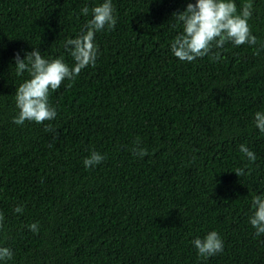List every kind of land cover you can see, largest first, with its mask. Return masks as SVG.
Masks as SVG:
<instances>
[{"label": "trees", "instance_id": "trees-1", "mask_svg": "<svg viewBox=\"0 0 264 264\" xmlns=\"http://www.w3.org/2000/svg\"><path fill=\"white\" fill-rule=\"evenodd\" d=\"M102 2L0 0V247L13 251L0 264H264V234L250 224L252 198L264 195L254 124L264 111V0H234L238 12L251 4L254 45L228 42L219 61L193 62L171 43L173 13L195 0H112L117 23L96 34L95 66L50 93L55 119L15 124L27 74L16 75L14 57L36 47L73 65L64 42ZM92 151L105 159L88 168ZM211 231L224 250L200 257L192 241Z\"/></svg>", "mask_w": 264, "mask_h": 264}, {"label": "clouds", "instance_id": "clouds-1", "mask_svg": "<svg viewBox=\"0 0 264 264\" xmlns=\"http://www.w3.org/2000/svg\"><path fill=\"white\" fill-rule=\"evenodd\" d=\"M114 12L112 0H103L91 9L92 18L87 21L85 30L64 42L74 61L71 66L63 57L44 58L36 47L28 52L25 58H21L17 53L14 57L15 73L18 77H24L26 73L27 78L16 87L15 104L19 111L13 118L15 124L23 125L26 121L42 124L55 119L57 110L50 103V93L58 90L63 81L74 80L82 69L89 65L95 66L99 54L95 44L96 34L105 28H115L117 18ZM81 13L87 16L89 8L83 7ZM251 15V4H244L242 10L238 12L234 0L189 2L185 10L173 13L176 23L172 28L179 27L180 31L171 43V52L183 62H193L205 56L219 61L221 54L215 49H222L228 42L235 46L254 45L257 38L252 34L248 23ZM254 124L261 133H264V111H257L254 114ZM45 131L55 130L51 126H46ZM136 144L133 149L134 155L141 158L148 155L146 148L139 147V138ZM239 150L249 161L255 162L256 154L246 144H241ZM104 159V155L92 151L90 156L84 159V165L90 168ZM234 172L239 177L245 175L244 168H236ZM252 209L250 224L256 230L255 234L260 236L264 234V195L253 196ZM15 211L22 213L23 206L16 207ZM3 220L4 216L0 214V227ZM29 229L39 232L37 223L30 224ZM192 243L198 250V255L204 258L224 250L223 239L217 231H211L203 238L197 237ZM12 257V249L0 247V261L11 260Z\"/></svg>", "mask_w": 264, "mask_h": 264}]
</instances>
